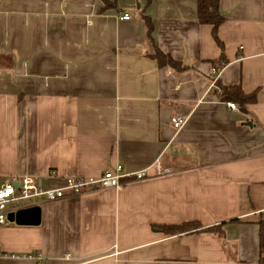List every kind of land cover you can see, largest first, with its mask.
<instances>
[{
	"label": "crops",
	"instance_id": "crops-1",
	"mask_svg": "<svg viewBox=\"0 0 264 264\" xmlns=\"http://www.w3.org/2000/svg\"><path fill=\"white\" fill-rule=\"evenodd\" d=\"M219 10L223 51L197 0H0V176L131 174L23 202L38 210L0 227V264H264V0ZM218 85L256 99L242 109ZM185 222L222 234L157 227Z\"/></svg>",
	"mask_w": 264,
	"mask_h": 264
},
{
	"label": "built area",
	"instance_id": "built-area-1",
	"mask_svg": "<svg viewBox=\"0 0 264 264\" xmlns=\"http://www.w3.org/2000/svg\"><path fill=\"white\" fill-rule=\"evenodd\" d=\"M130 16L125 13L121 19L128 20ZM228 107L238 110L234 102H228ZM186 119L183 116H173L170 118V124L176 130H180L185 126ZM151 168L156 175L169 173L168 168H162L160 161L156 160ZM149 167L141 169L134 173V177L138 180L144 179L152 175L149 173ZM131 174L123 171L122 164L115 165L114 169L106 170L96 177H64V185L56 187H45L42 183V177L31 174H12L0 176V227L8 223L7 215L10 211L22 208L30 200L44 199L54 201L66 196L79 195L94 189H108L119 187L121 179ZM49 177L58 176L56 171L50 170ZM116 248V247H115ZM114 253L117 251L114 249ZM2 251L0 249V255ZM65 259H70V255L66 253Z\"/></svg>",
	"mask_w": 264,
	"mask_h": 264
},
{
	"label": "trees",
	"instance_id": "trees-1",
	"mask_svg": "<svg viewBox=\"0 0 264 264\" xmlns=\"http://www.w3.org/2000/svg\"><path fill=\"white\" fill-rule=\"evenodd\" d=\"M197 18L201 24L212 25L213 38L223 51V44L217 35L218 27L224 21V17L219 10V0H197ZM153 56L157 59L159 65H170L179 71L185 68L179 61L174 60L170 55L163 53L161 50L157 49ZM226 62L227 60L224 55H221L220 59L217 62H214V64L218 70V68L222 67L226 64ZM218 87L219 89L217 90L221 100H233L234 102H237L242 109H244L243 105L245 103L254 102L256 99L255 93L245 94L239 86L225 87L218 85ZM237 220L238 219H234L233 221L236 222ZM157 227L166 233L172 234L184 233L188 231H208L218 233L219 235L222 234V231H217L213 226L203 227L195 222H185L180 225H159ZM260 255L261 260L264 261V240L262 235L260 239Z\"/></svg>",
	"mask_w": 264,
	"mask_h": 264
},
{
	"label": "water",
	"instance_id": "water-1",
	"mask_svg": "<svg viewBox=\"0 0 264 264\" xmlns=\"http://www.w3.org/2000/svg\"><path fill=\"white\" fill-rule=\"evenodd\" d=\"M36 210H38L37 206H30V207H22L16 211H10L7 215V219L8 220H13V219H17L21 216H24L25 214H31L33 212H35Z\"/></svg>",
	"mask_w": 264,
	"mask_h": 264
}]
</instances>
